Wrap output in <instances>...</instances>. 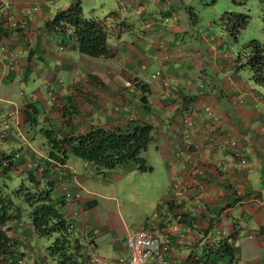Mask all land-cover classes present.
<instances>
[{
	"label": "crops",
	"instance_id": "crops-1",
	"mask_svg": "<svg viewBox=\"0 0 264 264\" xmlns=\"http://www.w3.org/2000/svg\"><path fill=\"white\" fill-rule=\"evenodd\" d=\"M54 1L0 0V109L14 113V134L4 140L19 145L18 152L0 153L10 154L16 174L32 172L28 163L33 161L44 166L41 173H32L52 181L56 206L72 224L76 240L81 239L83 264H123L125 232L148 226L159 236L161 225L173 240L167 264H264V91L249 67L243 70L217 51L218 42L210 35L204 43L181 38L183 47L175 46L182 26L177 17L169 22L177 13L174 0H116L107 8L116 10L117 17H104L111 55L84 54L72 45L68 26L58 31L48 23L69 0L55 10ZM149 3L155 10L145 17ZM128 9L139 21L137 29L128 20ZM7 49L17 60L4 75ZM155 70L160 74L144 83V91L125 90L131 76ZM16 80L25 86L15 95L11 84ZM29 94L34 96L30 100ZM185 117L192 122L186 128L191 141L201 143L198 153L182 140ZM132 122L153 126L144 171L130 161L97 170L70 151L63 162L56 161L48 156V139L41 132L50 128V136L58 137L91 125L112 128ZM62 167L66 173L57 178ZM175 181L185 186L179 196L169 188ZM64 188L79 195L64 201ZM186 228L188 235L175 240ZM32 231L29 221L10 224L19 251L2 264H55L28 244ZM224 238L233 248L231 259L213 249Z\"/></svg>",
	"mask_w": 264,
	"mask_h": 264
},
{
	"label": "trees",
	"instance_id": "trees-1",
	"mask_svg": "<svg viewBox=\"0 0 264 264\" xmlns=\"http://www.w3.org/2000/svg\"><path fill=\"white\" fill-rule=\"evenodd\" d=\"M258 2L264 8V0ZM106 16L116 18L117 11L110 10ZM246 21L247 14L240 11L223 12L220 16L222 26L233 36ZM48 23L58 31L68 26L71 31L67 35L78 51L90 56L111 55L106 42L110 31L105 18L83 16L80 0H69L64 7L54 12ZM117 24L122 25L123 21L119 20ZM243 51L253 81L264 87V41L249 40L243 45ZM138 88L144 91V83L139 84ZM25 107H30V102ZM27 115L25 110V120L30 118ZM41 132L48 139V156L56 161L63 162L66 151H70L89 161L97 170L112 168L128 161L133 162L141 171L149 168L142 152L154 135L150 123L132 122L112 128L91 125L83 132L58 137L50 136V128H41ZM3 156L7 160L0 165V262L3 263L6 257L19 251V241L9 234L10 224L7 223L19 221L24 203L28 207L26 214L33 233L52 237L45 247L51 260L55 264H83V256L71 224L58 210L51 195L52 181H43L32 172L25 171L18 174L21 177L19 184L9 187L6 182L7 173L15 168L12 167L10 154L0 153V157ZM213 249L226 254L228 259L232 257L233 248L225 238L220 239Z\"/></svg>",
	"mask_w": 264,
	"mask_h": 264
},
{
	"label": "rangeland",
	"instance_id": "rangeland-1",
	"mask_svg": "<svg viewBox=\"0 0 264 264\" xmlns=\"http://www.w3.org/2000/svg\"><path fill=\"white\" fill-rule=\"evenodd\" d=\"M62 2L63 0H55L53 5L51 6L55 10L56 8L61 6ZM80 5L83 16L102 19L106 17V13L108 12L107 7L116 5V0H80ZM154 5L155 4L153 3L148 4L147 10L144 13L145 17L149 16L150 10H155ZM174 9L177 11V13L175 14V17L169 18V22L174 21L177 17L178 23L182 26V30L179 34L180 36H178V40L181 43H184L182 42L181 38L186 43L194 39L197 43H199V41L204 43L203 37L205 35H210L213 41L218 42L217 51L227 53L237 62L238 66L241 69L248 70L247 66H245L243 45L249 40H257L259 42L264 41V8L261 7L258 0H174ZM237 11L246 13L247 21L245 25L241 29H239L236 35L233 36L222 26L220 22V16L223 12ZM127 15L128 20L133 24V28L137 29V27L139 26V21L136 19L134 11L128 9ZM163 17V22H166L168 17ZM21 86L24 87L25 85ZM21 86L18 80L14 81L11 84L12 93L16 95L18 87ZM262 87L263 86L260 85L257 88L263 92L264 87ZM29 132L32 131L30 130ZM36 137V139H40L43 137L41 139L43 140V142H45L46 140L44 136L37 135ZM12 145L13 144H11V142L0 139V151L2 150L8 153L11 151L18 152L19 145H13V147ZM22 148H25V146L22 145ZM147 152H149V149L147 148H145L142 152V156L144 157V159H146L145 156ZM149 159L153 161V156L149 155ZM7 174V185L11 188L16 187L19 184L21 177L16 174L13 169H11ZM22 205L23 210L21 211L20 221L27 222L28 217L26 211L28 210V207L24 203ZM15 223L17 222L9 221L7 224ZM23 234L26 235L25 230H23ZM30 234L31 233L29 232L28 236ZM28 236V244L34 248H38L43 254L48 256L46 254L45 247L49 244L50 241L47 240V236L38 235L36 233H33V235H31V238Z\"/></svg>",
	"mask_w": 264,
	"mask_h": 264
},
{
	"label": "built area",
	"instance_id": "built-area-1",
	"mask_svg": "<svg viewBox=\"0 0 264 264\" xmlns=\"http://www.w3.org/2000/svg\"><path fill=\"white\" fill-rule=\"evenodd\" d=\"M174 45L178 47H183V44L178 40L174 39ZM169 52V51H168ZM167 53V52H166ZM4 58V69L3 74L8 75L10 70L14 68L17 60L16 53L11 50L7 49L3 53ZM144 68L145 66H141ZM144 71V69H142ZM160 74L159 70H155L151 72L148 75L143 76H137L133 75L129 78L125 85V90L127 92H133L134 89L138 88V85L141 83L147 82L150 78H153ZM163 84H166L167 82L165 80L162 81ZM20 93H22V90H20ZM29 100L32 99L34 96L32 94H29ZM49 97H53V92L48 91ZM262 95L256 94V98H261ZM13 111L10 108H4L0 109V139H6L7 137H10L14 134V131L11 128L12 122H14L13 119ZM185 121V129L182 131V140L185 141L187 144L191 143L193 146L194 152L198 153L201 151V143L200 142H194L191 141V137L189 134V131L186 130V128H189L190 125H192L191 120L187 119V117L184 118ZM20 143H25L26 139L24 136H19ZM7 158L5 156L0 157V165L4 164L6 162ZM30 162V161H29ZM29 167H31L32 172H42L44 169V166L36 161H33L31 163H28ZM189 172L193 174L195 172L194 167L189 168ZM66 173V168H61L58 170L57 178H61ZM169 188L173 192L174 195H181L184 190L185 186L183 184L175 182H171L169 184ZM79 194L74 189L70 188H64L62 191V200L68 201L73 197H77ZM72 227V224L70 225ZM159 236L156 234V232L148 226L141 227L138 229H135L133 231H127L125 232L123 236V242L124 247L127 253V256L125 258H120L122 260L123 264H145L146 259L150 257L152 259V264H167V253L169 252L170 248L172 247V237L169 235L167 230L165 229L164 225H161L159 227ZM187 230L180 231L176 235L175 240L180 241L185 236H187ZM217 233H220L219 230L216 231ZM77 243L81 242V239L78 237L76 240ZM222 253V252H221ZM0 264H2L0 262ZM193 264H203V262L196 260Z\"/></svg>",
	"mask_w": 264,
	"mask_h": 264
}]
</instances>
